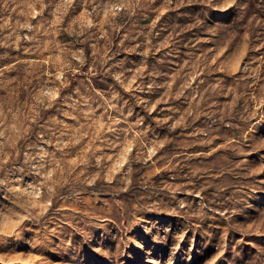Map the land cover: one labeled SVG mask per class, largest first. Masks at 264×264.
Segmentation results:
<instances>
[{"label": "rangeland", "instance_id": "rangeland-1", "mask_svg": "<svg viewBox=\"0 0 264 264\" xmlns=\"http://www.w3.org/2000/svg\"><path fill=\"white\" fill-rule=\"evenodd\" d=\"M0 264H264V0H0Z\"/></svg>", "mask_w": 264, "mask_h": 264}]
</instances>
